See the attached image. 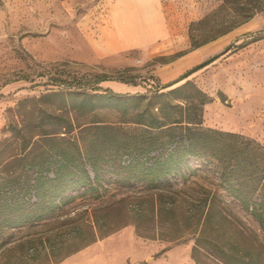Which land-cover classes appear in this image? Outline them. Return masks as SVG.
<instances>
[{"label": "rangeland", "instance_id": "rangeland-1", "mask_svg": "<svg viewBox=\"0 0 264 264\" xmlns=\"http://www.w3.org/2000/svg\"><path fill=\"white\" fill-rule=\"evenodd\" d=\"M177 1L186 40L178 51L190 47V23L200 41L253 16L178 58V76L168 77L165 60L143 49L93 57L76 27L86 0H0V140L6 153L20 155L27 146L29 159L53 161L55 148L76 156L78 147L98 158L102 170L97 191L69 190L73 198L43 220L5 229L0 264H216L223 252L264 260V229L221 186L213 162L189 158L192 172L185 169L157 187L119 184L100 156L124 133L131 139L135 124L116 110L82 113L50 95L94 92L101 75L109 79L97 83V92L143 93L157 83L191 80L210 98L203 127L239 133L264 147V0ZM255 32L263 37L252 40ZM131 75L137 84L118 79ZM54 78L72 87L55 85ZM68 122L72 129L63 133ZM12 125L24 136L9 131Z\"/></svg>", "mask_w": 264, "mask_h": 264}, {"label": "trees", "instance_id": "trees-1", "mask_svg": "<svg viewBox=\"0 0 264 264\" xmlns=\"http://www.w3.org/2000/svg\"><path fill=\"white\" fill-rule=\"evenodd\" d=\"M252 16L253 13L248 14L238 23L200 41L191 33L193 23H190L189 49L162 57L163 62L172 61L216 39ZM249 36L252 40L263 37L260 32ZM134 78L133 75L118 76L119 81L135 85L137 81ZM107 79L105 75L99 76L91 88L94 92L59 91L50 95H61L64 101L68 99L70 108L82 113L96 109L116 110L125 118L124 121L135 124L133 130L136 133L131 139L124 133L122 137L126 139L100 156L116 182H141L157 187L171 175L184 176L185 169L192 172L189 158L211 161L221 186L264 229V147L259 142L239 133L203 127L202 108L210 98L191 80L173 87L157 83L143 93H116L106 89L97 92V83ZM52 81L64 88L72 87L66 86L61 78ZM63 128V133H68L72 125L68 122ZM8 130L24 136L16 126H9ZM4 144L0 140V239L5 229L41 221L56 205L67 204L73 198L66 194L69 190L88 186L97 191L101 184L102 170L98 158L78 147L76 156H68L64 148H55L54 160L49 161L48 156L39 160L35 157L29 159L33 150H27V146H23L20 155H8ZM155 150L160 153L149 157ZM127 154V160L123 161L122 157ZM83 158L88 161L93 176ZM13 162L19 165L9 168ZM44 167L47 172L42 173ZM33 169L39 171L30 176ZM218 260L216 264H264L261 258H245L228 252H223Z\"/></svg>", "mask_w": 264, "mask_h": 264}, {"label": "crops", "instance_id": "crops-1", "mask_svg": "<svg viewBox=\"0 0 264 264\" xmlns=\"http://www.w3.org/2000/svg\"><path fill=\"white\" fill-rule=\"evenodd\" d=\"M81 8L79 40L96 58L136 49L151 57H168L186 42L177 0H86ZM180 57L166 63L168 77L178 76Z\"/></svg>", "mask_w": 264, "mask_h": 264}]
</instances>
